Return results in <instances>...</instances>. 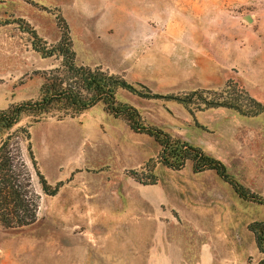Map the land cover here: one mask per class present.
<instances>
[{
  "label": "rangeland",
  "instance_id": "1",
  "mask_svg": "<svg viewBox=\"0 0 264 264\" xmlns=\"http://www.w3.org/2000/svg\"><path fill=\"white\" fill-rule=\"evenodd\" d=\"M31 31L47 52L68 38L77 67L144 95L119 89L115 98L141 123L214 157L264 199V113L202 109L197 100L228 97L231 80L245 92L232 96L264 106V0H0V110L38 100L49 76H69L63 56L34 49ZM193 93L189 109L153 97ZM60 116L23 117L8 132V174L29 180L37 217L22 228L0 223V264H175L173 245L181 264L262 257L248 225L264 220V205L240 199L213 171L194 173L191 162L179 171L161 166L154 139L102 103ZM147 169L157 184L132 178ZM40 176L58 187L55 196L43 192ZM201 250L209 263L196 262Z\"/></svg>",
  "mask_w": 264,
  "mask_h": 264
},
{
  "label": "trees",
  "instance_id": "2",
  "mask_svg": "<svg viewBox=\"0 0 264 264\" xmlns=\"http://www.w3.org/2000/svg\"><path fill=\"white\" fill-rule=\"evenodd\" d=\"M31 35L36 41L33 42V47L40 52L42 57H50L57 54L65 58L67 62L66 71L69 76L65 78L49 76L45 78V82L40 88V98L38 100L27 101L0 110V223L4 227H27L35 223L37 217V205L34 200H30L28 197L29 191L27 188L29 187V180L25 179L26 183L17 182L16 178L8 174L11 163L10 161H6L7 158L5 156H2L10 139L8 132L23 117L32 116L34 117L33 122H37L50 113H60V118L67 115H80L98 103H102L105 109L112 115L126 120L132 131L146 134L153 138L160 147L157 163L161 166L173 171H179L184 168L187 162H191L194 173L213 171L222 181L227 182L231 186L234 193L240 199L264 205V199L259 198L256 194L232 179L220 161L187 142L172 138L158 128L144 125L141 123L140 115L135 109L116 102V92L119 89L139 97H144L138 89L125 80L113 75L77 67L74 63V53L71 50V42L68 38H62V41L58 45L47 52L45 49L38 47L41 45L42 40L37 37L35 32L31 31ZM227 84L224 92L226 93L227 90L232 89L228 97L220 95L208 99L202 95L198 96L197 100L199 101V105H203L202 109L228 108L249 117L264 113V106L258 102L248 100V104L245 105L240 101L241 96H232V93H245L237 83L229 80ZM193 96H196V93L189 96L155 95L153 97L174 100L189 109V106L193 103ZM26 136L28 137L27 133ZM150 163L148 162L147 168H149ZM142 173L138 174L133 171L131 176L139 184H157L158 177L150 169ZM141 174L144 175V178L141 177ZM40 184L46 195L55 196L57 194L58 187L51 189L41 176ZM248 230L253 234L256 248L262 255L256 264H264V220L252 221L248 225Z\"/></svg>",
  "mask_w": 264,
  "mask_h": 264
},
{
  "label": "crops",
  "instance_id": "3",
  "mask_svg": "<svg viewBox=\"0 0 264 264\" xmlns=\"http://www.w3.org/2000/svg\"><path fill=\"white\" fill-rule=\"evenodd\" d=\"M182 141H184V140H182ZM184 142H187V141H184ZM196 174H198V173H196ZM170 245L172 246L173 244H170ZM170 245L168 244L167 246H170ZM173 247H174L173 248V252H168V253H169V255H172L173 258L175 259V264H181V262H183V257H182L183 256V253H182V250L177 245H173ZM163 255H164V253H163ZM208 256L211 258L212 257L211 253H209L207 250H201L200 257L198 258V260H196V262L197 263H209ZM159 257H163V256L161 254H159ZM210 261H211V259H210Z\"/></svg>",
  "mask_w": 264,
  "mask_h": 264
},
{
  "label": "water",
  "instance_id": "4",
  "mask_svg": "<svg viewBox=\"0 0 264 264\" xmlns=\"http://www.w3.org/2000/svg\"><path fill=\"white\" fill-rule=\"evenodd\" d=\"M245 18H246V20H248V21L250 20L249 16H246Z\"/></svg>",
  "mask_w": 264,
  "mask_h": 264
}]
</instances>
